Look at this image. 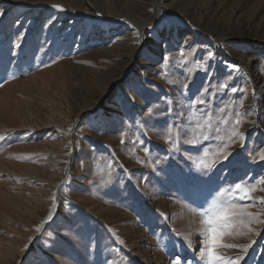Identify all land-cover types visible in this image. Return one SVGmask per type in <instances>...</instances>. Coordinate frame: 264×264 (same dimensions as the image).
Segmentation results:
<instances>
[{
  "label": "rangeland",
  "instance_id": "1",
  "mask_svg": "<svg viewBox=\"0 0 264 264\" xmlns=\"http://www.w3.org/2000/svg\"><path fill=\"white\" fill-rule=\"evenodd\" d=\"M0 12V264H205L199 213L236 183L258 189L235 203L259 222L222 251L264 264V0H0ZM205 111L244 121L243 146L211 170L197 162L231 123L197 146L164 138Z\"/></svg>",
  "mask_w": 264,
  "mask_h": 264
},
{
  "label": "snow or ice",
  "instance_id": "2",
  "mask_svg": "<svg viewBox=\"0 0 264 264\" xmlns=\"http://www.w3.org/2000/svg\"><path fill=\"white\" fill-rule=\"evenodd\" d=\"M52 7H60L59 5H53ZM0 15H3L0 12ZM51 23V21H49ZM161 42L166 40L163 33H161ZM15 46L20 47L19 41L16 42ZM183 50L181 55L183 56ZM214 53L208 52L207 58L211 59ZM167 62V58H165ZM233 68L239 70L238 65H232ZM222 87H228V85H222ZM233 93L237 92L238 89L233 87L231 89ZM254 94V93H253ZM132 97L125 96V100L128 103L133 102ZM193 104H205L203 99L194 100ZM241 106H243L241 104ZM228 106L219 109V112L224 114L227 111ZM148 114L152 113V109L148 108ZM250 114V113H246ZM243 117L240 113H228L216 117L211 111H205L201 114L193 113L187 118L186 125H168L165 130V141L171 145V149H176L181 142L189 143L192 146L203 144L205 141L211 142L216 136L219 135L220 128L219 124L229 125L231 123V130L228 132L226 140H222L221 143L216 147L215 150L210 151L205 149L202 151V156L197 162V166L203 170H211L216 167L217 164H222L227 161L232 155L228 149L237 141L243 146L244 134L239 131L240 125L243 123ZM148 151L147 148L144 149ZM254 159L264 161V149L257 153ZM258 189L255 186H248L243 183H236L233 186L220 188L219 191L210 193L212 199L207 202L208 206L199 213L201 216L200 223L202 224L201 232L205 238V244L200 252L201 260L205 261V264H239V261L243 258L237 255L232 258L224 254L222 249H231L239 247V245L225 243L224 239L226 236L232 235L234 231L239 232L241 226L247 228L249 231L248 224L244 221L247 219L249 222L258 221L260 213H253L249 211V208L254 205H238L235 203L236 200L240 201H253V193ZM259 202L264 204V197L259 198ZM53 207H55V197H53ZM53 219V213L50 212L47 220ZM36 231H40L37 227ZM119 243L123 244L121 240ZM251 245H247L243 248L246 252L247 248ZM173 264H182L181 258L178 256L174 258Z\"/></svg>",
  "mask_w": 264,
  "mask_h": 264
},
{
  "label": "bare ground",
  "instance_id": "3",
  "mask_svg": "<svg viewBox=\"0 0 264 264\" xmlns=\"http://www.w3.org/2000/svg\"><path fill=\"white\" fill-rule=\"evenodd\" d=\"M82 6H83V5H82ZM0 17H2V16H0ZM253 64H254L253 61L248 60V61L245 63V68L249 69ZM256 80H257V79H256Z\"/></svg>",
  "mask_w": 264,
  "mask_h": 264
}]
</instances>
